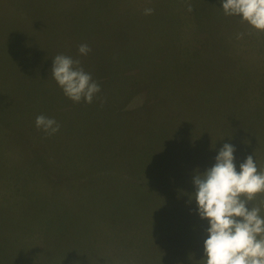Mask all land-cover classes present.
I'll return each mask as SVG.
<instances>
[{
    "label": "rangeland",
    "instance_id": "rangeland-1",
    "mask_svg": "<svg viewBox=\"0 0 264 264\" xmlns=\"http://www.w3.org/2000/svg\"><path fill=\"white\" fill-rule=\"evenodd\" d=\"M58 54L91 76L101 63L149 78L131 94L107 80L98 107L74 103L50 75ZM41 114L55 135L35 127ZM225 143L237 171L249 155L264 171V32L221 0H0V264H203L208 225L189 194ZM162 145L174 162L156 179L142 155ZM248 207L264 216V193Z\"/></svg>",
    "mask_w": 264,
    "mask_h": 264
},
{
    "label": "clouds",
    "instance_id": "clouds-1",
    "mask_svg": "<svg viewBox=\"0 0 264 264\" xmlns=\"http://www.w3.org/2000/svg\"><path fill=\"white\" fill-rule=\"evenodd\" d=\"M225 16H238L257 32H264V0H221ZM187 10H193L189 4ZM152 8L144 14L151 15ZM91 51L81 44L78 52ZM52 78L63 94L74 103H92L101 91L99 83L80 66V60L58 54L52 59ZM35 127L47 136L55 135L60 125L54 118L38 115ZM235 148L223 144L213 166L193 176L195 191L189 194L202 220L207 221L203 241V264H264V216L259 207H248L257 194L264 193V171L253 155L235 164ZM192 255V254H191Z\"/></svg>",
    "mask_w": 264,
    "mask_h": 264
},
{
    "label": "trees",
    "instance_id": "trees-1",
    "mask_svg": "<svg viewBox=\"0 0 264 264\" xmlns=\"http://www.w3.org/2000/svg\"><path fill=\"white\" fill-rule=\"evenodd\" d=\"M96 53V50L95 51H93V57H94V61H96V62H98L97 60V55L95 54ZM88 68L90 69V65H88ZM136 68V71H137V74H135V76H136V81H132V82H127L126 81V79L124 78V76L125 75H123V73H125L126 74V72H128V70H131V69H135ZM88 69V70H89ZM104 69L106 70V69H109V67H107V66H105V65H103V64H101V63H94V65H92V67H91V69H90V71H91V73H92V78H93V80H95L97 83H99V85H100V88H103L105 85H107V80H110V81H112V82H114V83H116L117 81H119L121 78L123 79V83L122 84H117V86H118V88H119V91L120 92H123L124 91V88L126 87V91H127V93H129V94H131L132 93V91L134 90V89H136L138 86H139V84H140V82H143L144 81V79H148L149 77H147L145 74H144V72H143V74H141V67H139V66H135V65H131V66H128V67H123V68H120L119 69V71H118V73H120L119 75V77H116V78H111L110 76H109V74L107 75H104ZM85 72H88V71H85ZM50 75H51V72H50ZM149 75V74H148ZM99 78L100 80H98L97 78ZM126 77H127V74H126ZM153 83V82H152ZM155 85H156V87H159V85H158V82L156 81V83H154ZM109 86H111V85H109ZM113 91V88L112 87H110L109 88V92H112ZM208 93H210V92H207L206 94H205V96L208 94ZM99 98H101V92H99V93H97L96 94V96L94 97V99H93V102H92V104L93 105H96L97 107H98V102L99 101H97V99H99ZM95 103V104H94ZM110 104L108 101H107V98L104 100V101H102L101 102V105H103L104 104V106L105 105H108V104ZM85 104V103H84ZM84 104H82V106H85ZM87 107V106H86ZM145 107L144 106H141V107H139V108H137V114L138 113H140L141 111H142V109H144ZM114 109V108H113ZM129 111H127V112H124V113H128ZM120 114H122V112H119ZM166 121V120H165ZM163 123V122H162ZM205 130L208 132V131H210V129L209 128H205ZM154 135H157L158 136V132L157 131H155L154 133H153ZM181 142H179L178 141V144H176V146H180L179 144H180ZM152 144V143H151ZM113 147V146H112ZM197 146L196 145H193V146H191V145H189V144H185L184 143V146L182 147V151L184 150V152L185 153H187V152H190V151H193L194 152V150H195V148H196ZM125 150H127L129 153H131V154H133V151H134V147L132 148V147H123ZM159 148V150H160V152H162L161 154H159L157 157H159V159L158 160H156V158H154V159H152V157H151V154H144L143 153V155H142V160L144 159V164H149V163H151L150 164V166H147L146 168H148L149 167V170H146V172H148V173H146V175H149L150 174V172L152 171V170H154V169H156V171H157V174L156 173H154V175L155 176H152V174H150L153 178H156V179H159V178H161V176H163V175H165V176H167V174H166V172L167 171H169V170H171V168H172V164H171V162H174V154H172V155H169L168 156V152L167 153H164V151H166V150H168V146H165V145H162V146H159L158 147ZM176 160V159H175ZM170 164V165H169ZM173 171V170H172ZM171 171V173H170V176L172 175V178H173V175H174V172H172ZM148 180V179H147ZM142 181H144V180H142ZM149 181H150V178H149ZM172 181H173V179H172ZM177 181H178V179H177ZM149 185V184H148ZM173 185H176L175 183H173ZM166 185H165V183H164V187H165ZM168 189V188H167ZM166 188H165V190H167ZM138 236H141V234L139 233V235ZM142 237V236H141ZM178 240V239H177ZM135 241V240H134ZM172 241H170V243L168 242L167 244H169V246L170 247H172V248H174L175 246H180L181 244H182V241H180V240H178V241H176V243L175 244H173L172 245ZM121 247H123V248H127L128 246L129 247H131V246H133L134 244H133V242H131V241H121ZM175 245V246H174ZM174 246V247H173ZM189 248H192L193 249V246L192 245H187ZM162 247H165L164 249H162V252H164V253H167V252H171L170 250H169V247H167L166 246V244H164ZM182 248V250H183V245H181L180 247H178L177 249H181ZM194 249L196 250L197 248L194 246ZM169 250V251H168ZM145 251V250H144ZM149 250H146V252H148ZM169 254V253H168ZM169 255H171V254H169ZM128 258H130V257H128ZM137 260V259H136ZM128 261H130V259L128 260ZM161 260L159 259V262H160Z\"/></svg>",
    "mask_w": 264,
    "mask_h": 264
}]
</instances>
